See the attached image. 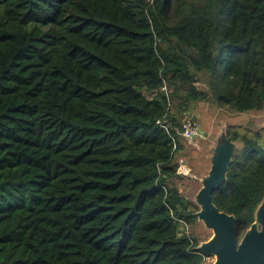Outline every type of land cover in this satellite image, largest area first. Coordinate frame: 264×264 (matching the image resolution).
Wrapping results in <instances>:
<instances>
[{"label": "trees", "instance_id": "trees-1", "mask_svg": "<svg viewBox=\"0 0 264 264\" xmlns=\"http://www.w3.org/2000/svg\"><path fill=\"white\" fill-rule=\"evenodd\" d=\"M201 104L263 108L264 0H0V264H204L172 182ZM226 136L239 242L264 146Z\"/></svg>", "mask_w": 264, "mask_h": 264}, {"label": "water", "instance_id": "water-1", "mask_svg": "<svg viewBox=\"0 0 264 264\" xmlns=\"http://www.w3.org/2000/svg\"><path fill=\"white\" fill-rule=\"evenodd\" d=\"M198 135L207 136L202 130H198ZM236 148L223 129L210 149L209 170L201 178V186L194 196L198 208L194 217L212 235L196 249L206 257H213L212 264H264V199L254 212L253 222L237 242L234 216L219 211L211 198L213 191L225 182Z\"/></svg>", "mask_w": 264, "mask_h": 264}, {"label": "rangeland", "instance_id": "rangeland-1", "mask_svg": "<svg viewBox=\"0 0 264 264\" xmlns=\"http://www.w3.org/2000/svg\"><path fill=\"white\" fill-rule=\"evenodd\" d=\"M193 119L195 122L189 119L185 123H196L198 130H202L207 136L182 139L183 150L179 157L186 164L187 174L181 176L180 180L176 179L172 182L177 185L179 193L195 205L194 196L201 186L200 180L207 174L210 167V149L215 138L223 129L237 130L249 138H254L258 133V143L264 146V106L260 111L238 114L231 110L201 104L194 109ZM235 144L236 149H238L240 145ZM195 207L198 209L196 205ZM190 231L199 238L200 243L207 241L212 235L211 231L204 228L197 220L191 230L188 228V232ZM213 262V257H206L204 264H212Z\"/></svg>", "mask_w": 264, "mask_h": 264}, {"label": "built area", "instance_id": "built-area-1", "mask_svg": "<svg viewBox=\"0 0 264 264\" xmlns=\"http://www.w3.org/2000/svg\"><path fill=\"white\" fill-rule=\"evenodd\" d=\"M162 90H165L164 88ZM177 134L183 139H192L198 137V127L195 123L187 122L183 125V131L177 132ZM176 145L173 143V159L178 164L176 174L180 176H185L187 174L186 164L180 158V155L175 154Z\"/></svg>", "mask_w": 264, "mask_h": 264}]
</instances>
